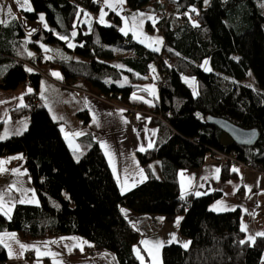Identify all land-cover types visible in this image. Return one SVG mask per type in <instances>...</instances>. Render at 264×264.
I'll return each instance as SVG.
<instances>
[{
    "label": "trees",
    "instance_id": "1",
    "mask_svg": "<svg viewBox=\"0 0 264 264\" xmlns=\"http://www.w3.org/2000/svg\"><path fill=\"white\" fill-rule=\"evenodd\" d=\"M27 1L31 10L21 14L29 21L43 16L47 28L28 42L17 20L0 14L5 21L0 23V90H37L49 76L45 69L58 70L60 83L68 89L138 107L132 109L150 117L157 136L151 148L137 152L146 180L121 193L100 146L92 142L74 159L61 134L62 122L37 102L36 94L25 97L23 107L11 116H27L28 127L2 139L0 123V157H25L38 203L18 204L9 218L0 213V230L13 231L24 241L79 236L89 242V252L106 250L119 264H139L133 253L141 246L139 234L121 213L125 207L161 215L168 222L181 217L179 230L189 247L165 245L162 264H259L264 236L253 241L245 237L239 210L210 211L220 192L181 195L178 176L200 168L210 155L221 162L222 153L236 160L221 162L222 181L237 177L236 165L264 177V0H166L174 4L167 12L158 0H124L131 10L162 13L155 25L147 23L150 31L163 36L159 52L123 34L119 16L105 11L98 0ZM38 43L70 56L52 52L45 59ZM205 60L211 71L202 69ZM112 61L119 65H110ZM249 71L256 88L243 82ZM183 78L195 80V95ZM147 83L158 92L150 108L133 100ZM79 117L84 124L90 120L87 112ZM212 118L254 129L257 139L249 146L224 142L225 132ZM154 161L159 162L158 175L152 170ZM6 260L0 244V264Z\"/></svg>",
    "mask_w": 264,
    "mask_h": 264
},
{
    "label": "crops",
    "instance_id": "2",
    "mask_svg": "<svg viewBox=\"0 0 264 264\" xmlns=\"http://www.w3.org/2000/svg\"><path fill=\"white\" fill-rule=\"evenodd\" d=\"M102 2L105 11L114 12L119 16L120 31L123 34H131L134 40L151 50L159 52L162 49L164 40L161 32L150 31L147 28V23L153 26L158 22L162 17L161 12L151 14L141 10H131L125 2L121 3V0H102ZM170 6L167 11L174 9V4L170 3ZM29 8L31 9V5L27 1L24 7L17 8V13L7 15L17 20L28 42L38 30L47 28L44 18L41 19L43 16H39L35 21H29L21 14L22 10L29 11L27 10ZM38 46L44 53L45 59L54 54L61 58L70 56L67 51L55 50L52 51L53 54L48 50L49 57H47L48 48L40 43ZM50 71L55 73V78L48 74L44 81H49L62 89L61 94L64 97V90L68 88L60 83L59 71ZM68 90L71 95L83 101L84 107L79 104L75 105L72 111H68L67 104L63 102L65 98L61 99L59 106L57 103L49 102L45 105L46 95L41 88V83L37 90L30 86L11 91L0 90V123L3 124L1 138L20 135L27 129L29 118L20 116L15 119L12 118L11 113L12 110L23 107L25 97L36 94L37 102L43 103L55 121L62 122L61 134L70 150L80 152L79 156H81V145L95 142L100 146L121 193H126L143 183L147 176L137 158V152L141 151V147L144 150L151 148L156 140L157 128L151 125L150 117L142 111L130 116L129 109L139 108L119 104L102 95ZM156 97L158 98V92L150 83L145 84L133 94L135 103L149 108L154 104ZM83 109L87 111L90 119L86 124L82 123L79 116H75V113ZM53 112L57 119L53 117ZM77 133L80 134L77 135ZM102 144L106 147H101ZM221 167V162L216 156L210 155L200 168L180 172L179 192L181 195L220 192L221 197L214 201L216 204L213 208L222 211L239 210L241 229L245 237L253 241L259 236L258 233H264V177L244 165H236L233 169L238 170L237 177L222 181ZM152 170L156 175L159 174L158 161L152 163ZM37 203V196L25 167V157L22 154L0 157V213L9 218L18 204L35 205ZM120 211L131 227L138 232L141 244L139 248L145 253L146 258L151 260V264H162V248L165 245L177 244L185 248L183 245L188 243L189 247V239L179 230L181 217L168 222L163 216L157 214H138L125 207H121ZM249 237L253 239L250 240ZM145 241L147 243H144ZM0 244L7 254L4 264H119L115 254L110 251L104 250L98 255H92V250L87 251L89 242L79 236L24 241L13 231L0 230ZM27 253H32L33 257L26 258ZM259 264H264V253Z\"/></svg>",
    "mask_w": 264,
    "mask_h": 264
},
{
    "label": "rangeland",
    "instance_id": "3",
    "mask_svg": "<svg viewBox=\"0 0 264 264\" xmlns=\"http://www.w3.org/2000/svg\"><path fill=\"white\" fill-rule=\"evenodd\" d=\"M11 1V3H9ZM21 3H23V0H21ZM3 7V10L1 9V7ZM169 6H170V3L167 2V8L169 9ZM19 9L21 8L20 5H18L15 0H0V14H12L13 12L14 13H17L18 12V8ZM11 8V13L8 12V9ZM167 8L165 9V11L167 12ZM172 7L170 6V9ZM52 53L50 51V49L48 48L47 49V57L49 52ZM110 65H119L116 61H112V62H109ZM201 67L203 70L205 71H211V67H210V64H209V61L208 60H205L202 64H201ZM45 72L48 73L49 75H51V77L55 78V75L50 71V70H47L45 69ZM46 76V75H45ZM45 76L41 79L40 83H41V88L43 90V92L45 93L46 97H44L45 99V105H47V103H57L58 106L59 104L61 103V99H64L63 102L67 104V108H68V111H72L73 110V107L75 105H79L81 104L82 107L83 106V101L75 96V95H71L70 91L68 89L64 90V93H65V96L63 97L62 94H61V90L60 88H58L57 86L49 83V81H44L45 80ZM50 80H52V78H50ZM61 80V79H60ZM54 81V80H52ZM183 82L189 86L191 88V90L193 91L194 95L196 94V82L194 79H191V78H183ZM245 84L249 85L250 87H253V88H256L257 87V84L255 82V79L251 73V71L248 72L245 80L243 81ZM27 87V86H26ZM136 111H140V110H136ZM80 112H87L86 110H82ZM80 112H77L75 113V116L78 117L79 116V113ZM53 117L56 118L54 112H53ZM130 116H133V113H131ZM57 119V118H56ZM64 121V120H63ZM81 121L83 122L82 118H81ZM23 133V132H22ZM223 139H224V142H228L231 140V138L225 133L223 134ZM83 142H86V141H83ZM70 145V144H69ZM91 143L88 144V145H81V148H82V154H84L90 147H91ZM83 146V147H82ZM71 151L72 154L74 155V159L76 160H79V158L82 156H79V153L80 152H77L76 150L72 149ZM222 162V161H221ZM247 167V166H245ZM216 203L213 202L210 206H209V210L212 211V212H215V213H223V212H230L229 210H216L213 208V206L215 205ZM232 211V210H231ZM264 253V252H263ZM32 254V253H31ZM134 255L136 256L137 260L139 261V264H151V260L150 259H147L146 258V255L144 252L141 251V248L139 247H134ZM28 258V257H26Z\"/></svg>",
    "mask_w": 264,
    "mask_h": 264
},
{
    "label": "water",
    "instance_id": "4",
    "mask_svg": "<svg viewBox=\"0 0 264 264\" xmlns=\"http://www.w3.org/2000/svg\"><path fill=\"white\" fill-rule=\"evenodd\" d=\"M210 120L227 133L232 141L239 146L252 145L257 139V131L254 129H244L220 118H212Z\"/></svg>",
    "mask_w": 264,
    "mask_h": 264
},
{
    "label": "snow or ice",
    "instance_id": "5",
    "mask_svg": "<svg viewBox=\"0 0 264 264\" xmlns=\"http://www.w3.org/2000/svg\"><path fill=\"white\" fill-rule=\"evenodd\" d=\"M15 2L18 4V5H20L21 7H24V5L27 3V0H23V3H21V0H15ZM124 2V0H121V3H123ZM109 7H111V4H109ZM27 10H31L30 8L29 9H27ZM193 11H195V9H193ZM8 12L9 13H11V8H9L8 9ZM141 15H143V14H141ZM102 17H103V13L101 14V22H103V19H102ZM41 19H43V17H41ZM0 23H5V21H3V20H0ZM61 39H65V37H60ZM69 46H71V45H69ZM158 50V49H157ZM29 71H31L30 69H29ZM54 75H55V73H54ZM28 91H31V89H28ZM80 133H77V135H79ZM149 146H151V145H149ZM101 147H106V145H101ZM141 151H144V148L143 147H141V149H140ZM234 171H238L237 169H233ZM217 171H219V169H217ZM195 195H200V193H195ZM179 222V218H178V221H177V223ZM257 235H261V236H264V233H258ZM249 239L251 240V239H253L252 237H249ZM144 243H147V241H145ZM185 248H187L188 247V243H185L184 245H183ZM23 247V246H22Z\"/></svg>",
    "mask_w": 264,
    "mask_h": 264
},
{
    "label": "built area",
    "instance_id": "6",
    "mask_svg": "<svg viewBox=\"0 0 264 264\" xmlns=\"http://www.w3.org/2000/svg\"><path fill=\"white\" fill-rule=\"evenodd\" d=\"M99 1V5L100 6H102L103 4H102V2H101V0H98ZM158 2L159 3H162V4H166L167 3V1L166 0H158ZM22 64H24V62L22 63ZM28 65V64H27ZM29 66V65H28ZM30 67V69H33V70H35L32 66H29ZM36 71H38L37 69H36ZM39 72V71H38ZM30 105H33V102L31 101V102H29L28 103V106H30ZM218 156H219V158L221 159V161H223V162H226V161H232V162H235L236 160L233 158V157H228V156H226V155H224V154H222V153H220V154H218ZM186 205H189V202H186L185 203ZM98 255L99 254V252H96V251H93V254L92 255ZM33 256V254H31V253H27L26 254V257H32Z\"/></svg>",
    "mask_w": 264,
    "mask_h": 264
}]
</instances>
